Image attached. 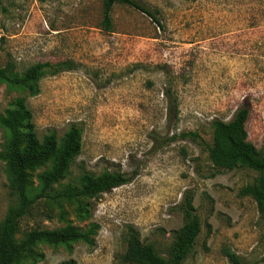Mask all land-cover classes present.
<instances>
[{"label":"rangeland","instance_id":"374dc122","mask_svg":"<svg viewBox=\"0 0 264 264\" xmlns=\"http://www.w3.org/2000/svg\"><path fill=\"white\" fill-rule=\"evenodd\" d=\"M156 19L123 3L103 22L104 0H0V67L27 87L0 81V118L21 102L39 140L59 144L71 125L80 148L54 190L80 187L83 173L122 174L127 183L79 203L41 198L17 221L15 243L33 229L91 231L90 241L38 243L19 264H141L128 260L133 230L168 258L191 199L200 231L183 264H264V215L240 189L258 173L208 157L213 122L247 105V140L264 155V0H135ZM59 68V72L52 73ZM8 138L0 124V151ZM47 161L29 171L38 190ZM0 160V223L16 196ZM82 208V210L80 209Z\"/></svg>","mask_w":264,"mask_h":264},{"label":"trees","instance_id":"16d2710c","mask_svg":"<svg viewBox=\"0 0 264 264\" xmlns=\"http://www.w3.org/2000/svg\"><path fill=\"white\" fill-rule=\"evenodd\" d=\"M116 3L130 5L156 19L153 12L135 0H104L103 22L106 27L110 25V12ZM45 66L44 63L33 64L19 77L13 72V65L9 63L0 67V81L27 87L29 92L33 93L35 89L31 83L43 74ZM59 71L57 67L52 73ZM248 116V106L242 105L236 109L229 121L215 120L212 143L205 145L208 157L216 167L230 168L242 164L258 173L255 183L244 185L239 192L241 195H250L256 202L258 211L264 215V155L259 154L255 146L247 140L245 124ZM0 124L8 132L7 141L0 151V160L5 163L8 187L17 200L16 206L8 209L0 223V264H19L23 258L33 253V247L38 243L59 245L77 241L89 242L91 231L84 232L72 227L50 230L33 228L25 232L18 243H15L14 235L18 219L28 213V209L41 198L55 201L65 199L79 203L81 197H95L127 183L129 179L122 174L111 172L101 175L83 173L80 187L54 190V184L63 177L69 161L79 151L80 129L71 125L59 144L53 133H47L39 140L31 123V114L21 102L17 107L5 111L4 116L0 118ZM49 160L50 168L37 177V192L30 195L29 171ZM80 209L82 210L81 207ZM182 212L185 221L168 258L160 255L153 245L141 244L133 230L128 234L125 258L141 264H183L200 231V220L193 212L190 198L186 199ZM226 255L232 263H240L234 253L227 251Z\"/></svg>","mask_w":264,"mask_h":264}]
</instances>
